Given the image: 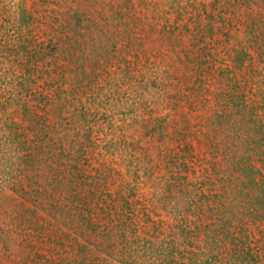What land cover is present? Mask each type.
<instances>
[{
	"label": "rangeland",
	"instance_id": "rangeland-1",
	"mask_svg": "<svg viewBox=\"0 0 264 264\" xmlns=\"http://www.w3.org/2000/svg\"><path fill=\"white\" fill-rule=\"evenodd\" d=\"M27 106L72 120L74 137L86 123L87 177L134 230L141 264H264V0H0L10 218L12 198L30 212L2 151L37 133ZM128 252L98 262L130 264ZM31 256L0 246V264Z\"/></svg>",
	"mask_w": 264,
	"mask_h": 264
},
{
	"label": "trees",
	"instance_id": "trees-1",
	"mask_svg": "<svg viewBox=\"0 0 264 264\" xmlns=\"http://www.w3.org/2000/svg\"><path fill=\"white\" fill-rule=\"evenodd\" d=\"M63 108L64 105L62 111ZM42 111L44 118L36 116L34 106L24 109L29 124L37 128L36 133L30 126V144L22 136H12L8 139L11 140L9 146L2 150L4 156L10 154L14 163V184L11 183L10 189L23 188L30 212L26 215L27 206L22 213L20 206L26 204H18L16 208L17 201L11 199L15 205L12 211L15 218L0 212V246L8 247L10 251L26 250L32 254L30 261L33 264H101L98 262L100 253L108 257L127 251L130 264H141L137 253L145 249L141 250L134 230L127 233L126 225L122 228L125 221L114 218L116 205H105L96 198L101 180L87 177L85 145L90 139L86 123L78 121L85 133L81 139L68 132L72 120L62 115L60 122L55 123L47 110ZM15 127L17 124H5L3 131ZM20 144L25 147L23 154L18 153ZM15 153L16 157L13 156ZM164 197L169 199L168 194ZM5 202L6 199L0 197V208H4ZM117 242L125 246L124 251L116 248Z\"/></svg>",
	"mask_w": 264,
	"mask_h": 264
}]
</instances>
